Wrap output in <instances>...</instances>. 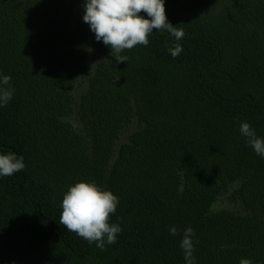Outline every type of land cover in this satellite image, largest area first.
<instances>
[{
  "label": "trees",
  "instance_id": "obj_1",
  "mask_svg": "<svg viewBox=\"0 0 264 264\" xmlns=\"http://www.w3.org/2000/svg\"><path fill=\"white\" fill-rule=\"evenodd\" d=\"M164 9L183 38L153 31L115 63L83 0H0V152L26 165L0 177V264H185L187 226L195 264H264V159L239 133L264 137V0ZM80 180L119 197L104 250L59 224Z\"/></svg>",
  "mask_w": 264,
  "mask_h": 264
},
{
  "label": "clouds",
  "instance_id": "obj_2",
  "mask_svg": "<svg viewBox=\"0 0 264 264\" xmlns=\"http://www.w3.org/2000/svg\"><path fill=\"white\" fill-rule=\"evenodd\" d=\"M82 20L89 26L95 40L108 47L115 63L127 62L128 57L122 55L124 50L136 45L147 46L153 31H167L176 41L184 36L183 29L168 21L164 0H83ZM168 51L175 58L183 48L176 43ZM10 81L9 75L0 73V108L6 106L14 95L15 89ZM239 133L255 154L264 159V137L258 136L246 121L240 122ZM23 161V156L14 152H0V177L23 170L26 167ZM118 204L119 197L112 191L100 188L91 180L77 181L62 195L59 224L104 250L106 245L117 241L122 231L119 223L109 222L110 214L116 212ZM177 232L175 226L169 228L170 235L176 236ZM193 236L192 227H185L180 240L185 264H195Z\"/></svg>",
  "mask_w": 264,
  "mask_h": 264
},
{
  "label": "rangeland",
  "instance_id": "obj_3",
  "mask_svg": "<svg viewBox=\"0 0 264 264\" xmlns=\"http://www.w3.org/2000/svg\"><path fill=\"white\" fill-rule=\"evenodd\" d=\"M216 208H224V207H234L233 202L227 199L226 195L221 196L218 201L215 203Z\"/></svg>",
  "mask_w": 264,
  "mask_h": 264
}]
</instances>
